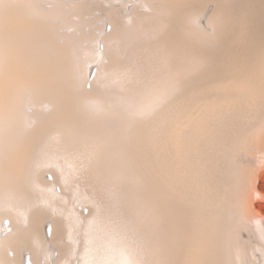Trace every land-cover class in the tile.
Instances as JSON below:
<instances>
[{
  "label": "rangeland",
  "instance_id": "374dc122",
  "mask_svg": "<svg viewBox=\"0 0 264 264\" xmlns=\"http://www.w3.org/2000/svg\"><path fill=\"white\" fill-rule=\"evenodd\" d=\"M103 1L104 0H56V1L55 0H0V7H4L7 10H13V9L15 10V9H18L19 6L21 5L25 6L27 4L29 7H31L32 10L37 11V12L41 11V13L42 12L44 13V12L53 11L51 12L52 14L50 17V21L52 24L54 23L55 32L57 34H61V35L68 34V35H74L76 37H81L83 34H85L86 36L89 34L88 36H90L91 34L94 33L95 36H98L99 38L98 37L97 38L88 37L86 40L82 41V47L89 48L92 53H95V54L99 53V56L94 57L92 55H88L84 50H82V51H79L80 53L78 52L75 54L76 57L74 56V59L82 60L86 66L91 65V63L93 62L92 68L96 70L95 65L96 67L99 66V71L101 75L102 71H104L106 67L109 68L111 66V59H110L111 56L109 53H105L103 49L104 42L102 43L100 36L112 34V32H109V33L107 32L110 29V27L107 24L110 22H107L108 20L106 18V10L102 6ZM249 1L252 2V0H243V1L242 0H218V6H214L212 3H208L206 5L205 7L206 14L204 12V17L201 18L203 20L202 21L201 19L198 20V23L200 25V28L206 31V35L208 37L206 38L208 39L206 41L207 47H210L212 49L216 47L219 48L221 33L223 32L224 28L228 29L232 25L241 23L239 19H241V15H242V12H241V10H243L242 4L243 2H249ZM33 2L36 4H33ZM113 2L115 6H117L120 9V12L122 15L129 17L130 19H137L141 13H145L146 11H148L150 5L158 2V0H113ZM253 2L254 4L256 3V6L259 8V10L260 8L261 9L263 8L262 9L263 11L261 10L263 13L260 12V14L262 13L260 16L264 18V5L260 6V4H264L263 3L264 0H260V1L253 0ZM210 4H211V7H209ZM233 7L236 8L235 9L236 11L234 10ZM220 16L221 18H219ZM206 18H210L211 20L210 22L208 21V24L205 23ZM80 19L84 21L90 20L89 22H91L93 26L91 28L88 26L79 27L77 23ZM103 25H104V29H103ZM105 29L107 31H105ZM239 29H241V27ZM241 31L242 29L240 30V32ZM237 35L239 36L241 34L238 33ZM214 38H218V45H214ZM262 39L258 45L257 53L264 58V46H263L264 37ZM98 40L100 44L98 43ZM58 42L60 44H63L64 38H59ZM98 46H100V48ZM184 51H185L184 53L181 52L182 55H180V58L177 61L175 58L173 59V56H171L165 51H161L160 49H157L155 47L151 49L146 48L142 54L127 55L125 59L126 63L124 65L118 64V65H114L113 67L109 69L107 68L108 74L106 75L105 79L102 80L103 83L105 84L107 89L110 88L109 90L111 93H115L116 95L121 96L124 100L123 106H120L122 109L121 118H120L121 119L120 122L122 125V131L118 133L113 130L114 134H112L111 138L107 137V139L101 138L100 135L96 133L93 134L92 132L88 134V137H84V138L76 136L75 138H73L74 140L64 139V140L55 141L54 142L56 143L55 147L49 150L48 152H46L44 157L41 158L42 159V163L40 165L41 166V177L44 180H48L51 183L49 190L54 195V197L57 198V200L60 203L58 202L49 203L50 205H48L45 201L42 202V204L44 205V208L46 207V212H47L46 221L44 224L45 225L44 227H46V229L44 228L45 230L44 239L46 243L45 249L48 251L49 249H51V251L52 249H54V258L52 259L50 258V260H48L45 256L42 255L38 258V262L40 264L41 263L42 264H49V263L56 264L55 262H57L58 250L56 246L50 244L52 233L49 232L50 230L49 224L51 222V217L55 215L60 216V218L62 219V222L64 224L65 223L67 224V225L66 224L64 225L62 234L60 236L62 241L65 243H68L71 247L70 252H69V258H67L66 264H71V263L72 264H80V263H83V264H88V263L89 264H110V263L116 264L117 262H118L117 264H129V263L130 264H134V263L135 264H159L158 262L159 259H166L168 256L167 253H166L167 255L165 254V252H167V243H166V239H164L166 237V234H164L163 232L164 226L162 227V224H164L166 220H169L170 223L172 222L171 214H173L174 209L180 208L181 210L184 209V212L186 211V208L189 205L188 203L192 201V198L190 196L191 194L190 191L193 193L195 190H199L200 188L203 189L204 186L210 185V184L208 185L207 183L208 182L207 178L210 177L209 161L211 158V153L216 154L218 163L221 162L220 164H222L225 167L224 170L225 169L229 170L227 169L228 165L224 163V157H225V154H227V151L232 147H234L235 149L241 152H246V153L249 152V155H252V156L254 155L257 156V154L259 155L258 152H261L263 148V141H264V98H261V96L259 97L257 95L258 91H255L256 92L255 94L254 91L251 92L248 89L243 91L244 89L243 87H242L243 89L241 88L242 90L237 89L238 86L240 88V84L239 85L235 83L233 84L234 81H232L230 75H226V76L224 75V77L222 76L223 78L219 77L218 75L219 61L217 59L215 61L216 66L210 67V63L208 62L209 58L207 59L204 56L205 54L203 55V52H201L202 53L201 55V53L193 52L192 50H189V49L188 51L187 50H184ZM262 62H264V59L262 60ZM101 64H103L104 67H101ZM152 66H154V68ZM124 68L126 69L124 70ZM141 70L144 72H142ZM115 73H117V75ZM118 73L120 74L118 75ZM93 75L92 76L90 75L89 79H86L84 77L82 81V85H81L83 90L92 89L93 81L90 79L93 77ZM168 78L170 82L169 80H167ZM190 79H194L195 81H191ZM18 81L19 82L16 83L15 87H11L9 90V93L8 92L6 93L4 100L3 98H0L1 99L0 106H5L6 104L9 105V102H12L13 100L12 98L14 97V95L15 97L19 99L18 96L19 95L24 96L25 90L35 89V87H33V80L29 78L18 77ZM231 81L232 83L230 84ZM175 84L179 85V87L178 86L175 87ZM226 84H227V87L228 85L229 86L231 85V87H228L229 89L233 87L232 85H234L233 92H234V95H237L236 100L233 99L232 101L230 97H226L225 98L226 102H225L224 100H222V98L220 99V97L222 96V93L225 91V89H227L226 87H224V85ZM182 86L183 87L186 86V88H183ZM139 87L142 89H140ZM223 87H224V90H223ZM216 88H218L219 90ZM235 89H237L238 91ZM175 93L177 94L175 95ZM203 99H205L206 101ZM192 100L193 102H195V104L192 102ZM202 100L204 101V103ZM138 103H140L141 105L140 104L138 105ZM198 103H200L201 105ZM81 106L82 105H79L78 107H81ZM25 107L26 109L28 108V110L31 109L30 106H25ZM162 113L164 117L166 116L167 118L166 117L164 118ZM161 121L163 122L161 123ZM149 123H151V125ZM153 123L154 125H152ZM150 132H153V133H150ZM216 135L217 137H213ZM161 136L164 137V138L162 137L163 140H161L162 139ZM131 139H139L141 146L140 147L132 146L130 144ZM146 139H148V141ZM18 141H19L18 144H21V143L23 144V143L28 142V139L23 138ZM71 141H73L74 143ZM75 141H78V142H75ZM189 144H190V147H189ZM76 146L79 148H76ZM124 146L128 147V149H126V147L124 148ZM158 148H160L159 152H158ZM164 148H167V149H164ZM214 148H216V150ZM118 149L121 151L119 152ZM211 149H214V150H211ZM29 155L30 157H28V159L26 160L24 164L26 166L28 165L29 161L31 162L32 160H38L40 158V156H38L37 153L32 152V154L30 153ZM198 159L200 160L198 161ZM101 160L103 161V164L101 165H103L102 169L104 171L103 172L104 178L101 180L98 179L99 181L97 180L95 181V178L98 177V173L101 172V171H98L97 169L98 167L97 163L99 162L101 163ZM0 162H1V159H0ZM202 162H203V165H202ZM51 163H52V166H51ZM172 165L173 167H171ZM202 169L204 171H201ZM160 173H162L163 175L165 174L166 176L168 174L170 175L167 185L170 186L169 182H171L173 186L176 185L173 187L174 188L173 191L172 189L171 191L169 189L168 190L164 189L162 191L164 187H160L159 185H157V183L159 184L158 179L161 178L163 181H165L164 179L165 177L162 176ZM114 174L115 176L117 175L118 177L117 176L115 177ZM101 176H102V172H101ZM235 178H237V180ZM232 179L233 180L235 179L236 181L235 185L239 188L238 194L240 196V193L244 191L245 189H247V185H248L247 178L244 175L242 176L241 174L239 175L235 172L234 173L232 172ZM85 181L87 182L85 183ZM103 181H105L106 184ZM256 182H257L256 183L257 189L264 192V168L260 170L259 177L257 178ZM154 183H156L157 187ZM188 186L190 187V189ZM165 192H167L169 195L165 194ZM118 193L121 194L122 196L119 195ZM160 194L162 196H160ZM74 198L75 200L73 201L72 199ZM172 198L174 199L172 200ZM189 198H191L190 201L188 200ZM263 198L264 197H260V198L257 197L254 199L255 200L254 203L252 205L250 204L253 210L252 214H250L248 210H245L244 208L237 207L234 205V207H236L235 209L240 210L239 215H240L241 220L239 219V215L234 216L238 211L234 209L233 205L228 210L231 213L230 214L228 212V219L232 220V226L238 227V235H237L239 236L238 238L246 239L248 242L250 241L251 244L252 242H254L253 244L257 245L259 240H262L259 242L264 243V238L262 237L263 229L261 228L262 226L260 224L261 217H264V199ZM166 199L169 202H167ZM180 199L181 201H179ZM165 201L167 204H169V205L166 204L167 208L169 206L168 209L165 207ZM112 202H114V204ZM119 202L121 203V205ZM171 208L173 209V211L172 210L170 211ZM215 211L218 212V209L215 208ZM75 212L76 214H74ZM109 213L111 215H109ZM257 213H259L260 215L259 214L257 215ZM126 214L127 215L129 214L128 217ZM28 215H29V212L27 210L22 209L20 211L19 216H18V222L20 225L24 226L28 222L29 220L28 218L30 216ZM168 216H170L171 218ZM3 217L4 218L0 222V224L2 225L4 223L3 226L6 225L5 230L6 229L8 230L5 232L9 233L11 231V228H13V226L11 225L8 226L9 219L11 220L13 218L10 214H3ZM120 217L121 219L118 221L117 218H120ZM256 217L258 219H256ZM242 218H244L243 221H242ZM245 219L247 221H244ZM123 221H126V222H123ZM243 223L245 224V226L246 225H251V227L253 226L252 227L253 232L250 231L249 226L246 228ZM67 226L68 228H65ZM110 229H111V232H110ZM231 231L227 230L226 232L222 233V240L224 243V247H227L228 250L233 248L231 245H229L230 244L229 237L231 235ZM4 234L5 233H3V235ZM158 235L162 237L161 243L158 242V238H157ZM68 236H70V238ZM24 242H25L24 237L20 236L19 238H17L14 245H8L6 247V252L9 254L10 257H12L13 252H15L18 249L24 255H28L32 253L34 251L32 247H30ZM177 244L178 242H176L175 238L173 237L170 245H171L172 250H174V253L178 251V249H176ZM263 247L264 245L263 246L260 245L258 247H252L251 249H249V248H246L245 244H243L239 247L240 249L236 248L237 249L236 250L235 248H233V250L229 251L228 253L232 256L233 261L236 264H240L241 261H245V262L247 261L246 262L247 264L251 261L249 260L251 257H255L257 259L258 264H263L264 263L262 259L264 258V254H263L264 252L262 251V249H264ZM103 250H105L104 251L105 253L103 252ZM8 251H11V252L9 253ZM100 252L102 253L99 254ZM172 256L169 255V258ZM114 258L116 259L114 260ZM11 264H14V261ZM23 264H27V263L25 262Z\"/></svg>",
  "mask_w": 264,
  "mask_h": 264
},
{
  "label": "bare ground",
  "instance_id": "6f19581e",
  "mask_svg": "<svg viewBox=\"0 0 264 264\" xmlns=\"http://www.w3.org/2000/svg\"><path fill=\"white\" fill-rule=\"evenodd\" d=\"M208 3H212L214 6H218V0H158V2L150 5L148 11H146L145 13H141L137 19H130L129 17H126V16L121 14L120 9L117 6H115L113 0H104L102 3V6L106 10V18L108 20L107 22H110L107 24L110 27L109 31L106 30L107 28L105 29V31H107L108 33L112 32V34L111 35H101L100 38L102 40V43L104 42L103 49H104L105 53H109L111 56V58H110L111 59V66L109 68L113 67L114 65H118V64L124 65L126 63L125 59H126L127 55L142 54L146 48L151 49V48L155 47L157 49H160L161 51H165L168 54H170L171 56H173V59L175 58L177 61L179 60L180 55H182L181 52L184 53L185 52L184 50L188 51V49H189V50H192L193 52H198V53L203 52V55L205 54L204 56L207 59L209 58L208 62L210 63V67L216 66L215 61L217 59L219 61V65H218L219 77L223 78L224 75L225 76L230 75L232 81H234L233 84L234 83L238 84V85L240 84V88L238 86L237 89L240 90L243 87L244 88V89L242 88L243 91L248 89L251 92L254 91L255 94H256L255 91H258L257 95L259 97L261 96V98H264V62H262V60L264 58L257 53L258 45L261 42V39L264 37V21H263L264 18H262L260 16L263 13L262 12L263 8L262 9L260 8V10H259V8L256 6V3L254 4L253 0H252V2H250V1L249 2H243V4H242L243 10H241L242 15H241V19H239L241 21V23L240 24L233 23L235 25H232L230 28H228V29L224 28L223 32L221 33L219 48L216 47V48L212 49V48L206 46V41L208 40V39H206V38H208L206 35V31L202 30L200 28L199 23H198V20H200L202 17H204V12L206 9L205 7ZM33 4H36V3L33 2ZM72 5H73V3H72ZM261 5L263 6L264 4H260V6ZM209 7H211V4L209 5ZM235 9L236 8H234V10ZM51 12H53V11L44 12V13L43 12L41 13V11L37 12V11L32 10L31 7H29L27 4L25 6L21 5V6H19L18 9H15V10L14 9L13 10H7L4 7H0V98H3V100H4L6 93L7 92L9 93L10 88L15 87L16 83L19 82L18 77H25V78H29V79L33 80V87H35L34 90H31V89L25 90L24 96L19 95L18 96L19 99L17 97H15V95H14V97L12 98L13 100H12V102H9V105L4 104L7 107L0 106V159H1V162H0V222L4 218L3 214H10L13 218L11 220L9 219L8 226H10V225L13 226V228H11V231L9 230L10 231L9 233L5 232V231H8L7 229L5 230L6 225L3 226L4 223L2 225L0 224V264H11L13 261H14V264H23L25 262L27 264H40L38 262V258L42 255L45 256L48 260H50V258L51 259L54 258V249H52V251H51V249H49V251H51V252H49L48 250L45 249L46 243H45V239H44V235H45L44 228L46 229V227H44L45 226L44 224L46 221V213L47 212H46V207L44 208V205L42 204V202L45 201L48 205H50L49 203H57V202L60 203V202L57 200V198L54 197V195L49 190L51 183L48 180H44L41 177V166H40L42 163L41 158L44 157L46 152H48L49 150H51L52 148L55 147L56 143H54V142L58 141V140H64V139H73L76 136L81 137V138L88 137V134H90L92 132H93V134L96 133V134L100 135L101 138L107 139V137H109V138L112 137V134H114L113 130L118 132V133L122 131V125L120 122L122 109L120 106H123L124 100L121 96L116 95L115 93H111L109 90L110 88L107 89L105 84L102 81L103 79H105L106 75L108 74L109 68L106 67L100 75L99 66L96 67V65H95L96 70L94 68H92L93 62L91 63V65L86 66L82 60L74 59L75 54L78 53L79 51H82V50H84L88 55H92L94 57L99 56V53H97V54L92 53L89 48L82 47V41L86 40L88 37H96L97 38L98 36H95L94 33L91 34L90 36H88L89 34L87 36L85 34H83L81 37H76L74 35H68V34H64V35L57 34L55 32L54 23L52 24L50 21V17L52 14ZM260 12H262V13L260 14ZM205 14H206V12H205ZM235 16H236V14H235ZM231 17H232V15H231ZM219 18H221V16ZM81 19L77 23L79 27L88 26L91 28L93 26L92 23L89 22L90 18L88 19L89 21H84ZM232 19H233V17H232ZM202 20L203 19H201V21ZM208 21L209 22L211 21L210 18H206L205 23L208 24ZM221 21H222V19H221ZM240 27L242 29L241 32H240L241 29H239ZM211 28H213V27H211ZM103 29H104V25H103ZM92 30H94V29H92ZM238 33L241 35L238 36L237 35ZM59 38H64L63 44H60L58 42ZM262 41H263V39H262ZM98 43L100 44L99 40H98ZM104 45H106V46H104ZM214 45H218V38H214ZM100 46H98V47L100 48ZM201 55H202V53H201ZM187 57H186V59H187ZM210 59H211V61H210ZM149 63H150V61H149ZM207 65H209V64H207ZM101 67H104V65L101 64ZM152 67L154 68V66H152ZM125 69L126 68H124V70ZM155 69H156V67H155ZM159 69H161V68H159ZM146 71H148V70H146ZM142 72H144V71H142ZM93 73H94V75H93ZM115 74L117 75V73H115ZM119 74L120 73H118V75ZM90 75L91 76L93 75V77L90 79L93 81V83H92L93 87L91 90H83L81 87L82 81H83L84 77L86 79H89ZM160 76H161V74H160ZM204 76H203V78H204ZM169 78L167 80H169ZM190 80L195 81L194 79H190ZM232 81L230 82V84L232 83ZM88 82H89V80H88ZM169 82H170V80H169ZM110 84H112V83H110ZM178 84H179V82H178ZM176 86L179 87V85L175 84V87ZM232 86L234 87V85H232ZM224 87H226L227 89H225V91L222 93L221 97L219 96L220 99L222 98V100L225 101L226 97H230L232 99V101H233V99L236 100L237 95H234L233 87L229 89L228 87H231V85L230 86L228 85V87H227V84L224 85ZM224 87H223V90H224ZM183 88H186V86H184ZM140 89H142V88H140ZM216 89H218V88H216ZM237 89H235V90H237ZM159 90H161V89H159ZM221 90H222V88H221ZM156 91H158V90H156ZM168 91H170V90H168ZM208 92H209V90H208ZM176 94L177 93H175V95ZM216 94H218V93H216ZM172 95H173V93H172ZM203 100H205V99H203ZM0 101H1V99H0ZM247 101H248V99H247ZM250 101H252V100H250ZM192 102H193V100H192ZM196 102H197V100H196ZM193 103L195 104V102H193ZM200 103H198V104H200ZM203 103H204V101H203ZM206 103H208V102H206ZM139 104L140 103H138V105ZM79 105H82V106L78 107ZM155 105H153V106H155ZM25 106H30L31 109L28 110V108L26 109ZM76 107H78V108H76ZM165 109H167V108H165ZM157 110H159V109H157ZM161 111H159V112H161ZM162 115H163V113H162ZM163 117H164V115H163ZM163 121H165V120H163ZM163 121H161V123ZM165 122H167V121H165ZM169 123H171V122H169ZM149 124L151 125V123H149ZM152 125H154V123ZM146 130H148V129H146ZM150 133H153V132H150ZM156 133H158V132H156ZM163 136H161V138ZM213 137H217V135L213 136ZM232 137H233V135H232ZM23 138H27L28 142L23 143V144L22 143L18 144V142H19L18 140L23 139ZM142 138H143V136H142ZM159 138H160V136H159ZM163 138L161 140H163ZM146 140L148 141V139H146ZM125 141H127V140H125ZM189 141H191V140H189ZM207 141H208V139H207ZM71 142H73V141H71ZM75 142H78V141H75ZM166 142H168V141H166ZM113 143H114V141H113ZM168 143H170V142H168ZM130 144L132 146H135V147L141 146L139 139H131ZM126 146H124V148ZM157 147H158V145H157ZM189 147H190V144H189ZM76 148H79V147L76 146ZM126 149H128V147H126ZM159 149L160 148H158V152H159ZM164 149H167V148H164ZM214 149L216 150V148H214ZM214 149H211V150H214ZM120 151L121 150H119V152ZM32 152L37 153V155L40 156V158L38 160H32L31 162L29 161L27 166L24 165L26 160L28 159V157H30L29 154L30 153L32 154ZM258 153H259V155L257 154V156L256 155L252 156V155H249V152H247V153L241 152V151L235 149L234 147L230 148L224 157V163L228 165L227 169H229V170H226V169L224 170L225 167L222 164H220L221 162L218 163V159L216 158V154L211 153V158L209 161L210 177L207 178V181H208L207 183H208V185L209 184L210 185L204 186L203 189L200 188L199 190H195L193 193L190 191V193H191L190 196L192 198V201L190 203H188L189 205L187 206L186 211L184 212V209L181 210L180 208H176L173 211V209H172L173 207H172L170 209V211L171 210L173 211V214H171L173 223L172 222L170 223L169 220H166L165 223L162 224V227L164 226L163 232H164V234H166V237L164 239H166V243H167V252H165V254L167 253L168 256L166 259H159V261H158L159 264H236L233 261L232 256L228 253L229 251H232L233 248L240 249L239 247L243 244H245L246 248H249V249H251L252 247H258L260 245H262V246L264 245V243L259 242L262 240H259L257 245H256V244H253L254 242H252V244H251L250 241L248 242L246 239L238 238L239 237V236H237L238 235V227L237 226L233 227L232 226V220L228 219V212H229L228 210L230 209V207L232 205H233V207L235 205L237 207L244 208L245 210H248V212L250 214H252L253 210H252L251 205L254 203V201H255L254 199L257 197L258 198L264 197V192L258 190L257 186H256V183H257L256 181H257V178L259 177V172H260V170H262L264 168V141H263V148H262L261 152H258ZM55 155H56V153H55ZM55 155H53V156H55ZM76 155H77V153H76ZM55 159H56V157H55ZM100 159H101V157H100ZM135 159H137V158H135ZM104 160H106V159H104ZM199 160L200 159H198V161ZM82 162H81V164H82ZM172 163H174V162H172ZM101 164H103L102 160H101V163L100 162L97 163V165H98L97 169H98V171L102 172V176H101V172L98 173V177L97 178L94 177L95 181L96 180L99 181L98 179L101 180L104 178V173H103L104 171L102 169L103 165H101ZM202 165H203V162H202ZM220 165H221V167H220ZM51 166H52V163H51ZM171 167H173V165ZM45 170H47V169H45ZM154 170H156V169H154ZM137 171H138V169H137ZM160 171H161V169H160ZM201 171H204V170L202 169ZM167 172H169V171H167ZM232 172L233 173L235 172L239 175L241 174L242 176L244 175L247 178V184H248L247 189L242 191L240 193V196L238 194L239 188L235 185V182H236L235 179L237 180V178H235L234 180L232 179ZM160 174L165 177L164 178L165 181H163L160 178V179H158L159 184L157 183V185H159L160 187H164L162 189V191L164 189L165 190L169 189L170 191L172 189V191H173L174 190L173 187L176 185L173 186V184L171 182H169L170 186L167 185L170 175L168 174L166 176L165 174L164 175L162 173H160ZM114 176H115V174H114ZM199 176H200V174H199ZM138 177H139V175H138ZM89 179H90V177H89ZM166 179H167V181H166ZM131 180H132V178H131ZM87 181H85V183ZM125 181H126V179H125ZM103 182H105V181H103ZM95 184H96V182H95ZM105 184H106V182H105ZM151 184H153V183H151ZM154 184L156 185V183H154ZM157 185H156V187H157ZM185 185H184V187H185ZM102 187H103V185H102ZM109 189H110V187H109ZM137 189H139V188H137ZM179 189H180V187H179ZM189 189H190V187H189ZM77 190H78V188H77ZM112 190H114V189H112ZM241 190H242V188H241ZM177 191H178V189H177ZM160 193H162V192H160ZM165 194H168V193L165 192ZM80 195H81V193H80ZM119 195H121V194H119ZM160 196H162V195L160 194ZM114 198H116V197H114ZM191 198H189L188 200L190 201ZM167 199H166V201H167ZM173 199L174 198H172V200ZM72 200L74 201L75 198ZM88 200H90V199H88ZM146 201H148V200H146ZM166 201H165V207L167 208ZM179 201H181V199ZM194 201H196V202H194ZM154 202H155V200H154ZM167 202H169V201H167ZM112 203L114 204V202H112ZM120 205H121V203H120ZM167 205H169V204H167ZM177 205H179V204H177ZM233 207H232V209H233ZM49 208H51V207H49ZM109 208H108V210H109ZM135 208H136V206H135ZM168 208H169V206H168ZM215 208L218 209V212L215 211ZM235 208L236 207H234V209ZM22 209L27 210L29 212V215H30V216L28 215L29 220L24 226L20 225L18 222V216H19V213ZM162 209H163V207H162ZM72 210H74V209H72ZM113 210H115V209H113ZM235 210H237V209H235ZM237 211H236L237 213L234 212V213H236L235 215L233 214L234 216L239 215L240 210L238 209ZM257 211H258V209H257ZM232 213H233V211H232ZM259 213H257V215ZM74 214H76V212ZM109 215H111V214L109 213ZM128 215H127V217H128ZM70 216H71V214H70ZM168 217H170V216H168ZM251 218H252V216H251ZM253 218H255V217H253ZM117 219L119 221L121 219V217L117 218ZM239 219H240V215H239ZM243 219L244 218H242V221H243ZM246 219L244 221H247ZM256 219H258V218L256 217ZM4 220H6V219H4ZM70 220H72V219H70ZM126 220H127V218H126ZM96 221H98V220H96ZM104 221H105V219H104ZM250 221H252V220H250ZM123 222H126V221H123ZM260 222H261L260 224L262 226L261 228L264 230V217H261ZM65 224L62 222V219L60 218V216L55 215V216L51 217V222L49 224L50 230L49 229L48 230L50 233H52V238L50 239V244L56 246L57 250H58L57 262H55L56 264H66V260H67V258H69V252H70L71 247L68 243L63 242L61 237H60ZM118 226H120V225H118ZM244 226H245V224H244ZM248 226L250 227V231H252L253 226L251 227V225H246L245 227L247 228ZM74 227H75V225H74ZM85 227H86V225H85ZM65 228H68V226ZM90 229H91V227H90ZM227 230L228 231L232 230L231 235L229 237V243H230L229 245H231L233 248H231L230 250H228L227 247H224V243L222 240V233L226 232ZM110 232H111V229H110ZM3 233H5V234L3 235ZM20 236L24 237V240H25L24 243H26L27 245L32 247V249L34 251L28 255H24L17 248L18 250L13 252L12 257H10L9 254L6 252V247L8 245H14L17 238H19ZM68 237L70 238V236H68ZM173 237L175 238L176 242H178V244L176 245L177 246L176 249H178V251L176 253H174V250H172L171 245H170ZM262 237L264 238V233H263ZM48 238H49V236H48ZM100 238H101V236H100ZM108 238H110V237H108ZM157 238H158V242L161 243L162 237L160 235H158ZM91 244H92V242H91ZM172 246H174V245H172ZM110 247H111V245H110ZM91 248H93V247H91ZM107 249H108V247H107ZM165 249H166V247H165ZM104 251L105 250H103V252ZM112 251H113V249H112ZM157 251H158V249H157ZM162 251H164V250H162ZM262 251L264 252V249H262ZM8 252L10 253L11 251H8ZM101 253L102 252H100L99 254H101ZM92 255H93V253H92ZM169 255L170 256L173 255V256L169 258ZM256 255H257V253H256ZM79 257H81V256H79ZM87 257H89V256H87ZM87 259H89V258H87ZM93 259H94V257H93ZM115 259L116 258H114V260ZM262 259L264 261V258H262ZM75 260H76V258H75ZM249 260H251V261L247 264H258L257 259L255 257H251ZM68 262H69V260H68ZM246 262L241 261L240 264H246ZM114 263H115V261H114ZM80 264H83V263H80Z\"/></svg>",
  "mask_w": 264,
  "mask_h": 264
},
{
  "label": "water",
  "instance_id": "95a60500",
  "mask_svg": "<svg viewBox=\"0 0 264 264\" xmlns=\"http://www.w3.org/2000/svg\"><path fill=\"white\" fill-rule=\"evenodd\" d=\"M263 233H264V230H263Z\"/></svg>",
  "mask_w": 264,
  "mask_h": 264
}]
</instances>
